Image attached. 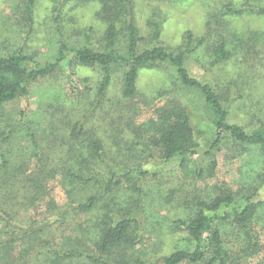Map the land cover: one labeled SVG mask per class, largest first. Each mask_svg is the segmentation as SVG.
Wrapping results in <instances>:
<instances>
[{
	"label": "rangeland",
	"instance_id": "rangeland-1",
	"mask_svg": "<svg viewBox=\"0 0 264 264\" xmlns=\"http://www.w3.org/2000/svg\"><path fill=\"white\" fill-rule=\"evenodd\" d=\"M34 1L31 30L24 20L28 0H0V55L21 50L44 65L55 62L63 41L76 47L104 46L108 24L97 15L102 7L97 1ZM131 2L142 49L155 44L149 21L162 22L157 44L170 51L185 44L188 32L194 45L203 39L186 61L191 76L221 95L230 123L248 132L264 124V14L259 12L264 10V0ZM126 41L121 33V49ZM221 43H225L230 59L213 64ZM122 77L123 70L117 67L106 96L98 99L100 71L76 64L68 56L58 70L32 85L28 97L0 109V137L6 135L0 140L2 259L10 257L15 264H47L52 251L93 249V239L100 237L107 217L117 218L125 202L137 198L135 187L142 190L141 209L134 214L141 225L140 238L126 252L127 260L140 257L151 264L176 250L192 248L187 232L174 223L193 218L199 199L211 200L229 189L252 197L254 202L264 201V186L258 178L264 172L259 149L227 139L219 151L204 155L214 134L211 120L201 96L182 88L172 68L164 65L141 70L138 95L132 100L123 97ZM179 103L188 108L196 139L205 150L189 158L185 166L180 158L165 161L158 154L142 155V148L130 143L133 134L129 125L145 126ZM77 122H83L86 134L73 137L71 128ZM90 133L103 141L99 159L86 138ZM30 135L35 136L37 148ZM3 157L7 162L4 167ZM213 161L216 167L211 170ZM198 170L203 171L202 177ZM68 172L91 182L77 183ZM111 178H115V186L107 195L105 185ZM94 196L106 197L93 210L81 211L79 206ZM232 215L221 232L233 253V264H259L264 260V208L250 222L260 244L256 253L244 251L247 235ZM95 251L94 247L92 254ZM73 264L86 263L74 260Z\"/></svg>",
	"mask_w": 264,
	"mask_h": 264
},
{
	"label": "trees",
	"instance_id": "trees-1",
	"mask_svg": "<svg viewBox=\"0 0 264 264\" xmlns=\"http://www.w3.org/2000/svg\"><path fill=\"white\" fill-rule=\"evenodd\" d=\"M91 1H97L102 6L97 15L108 24L104 46L100 49H94L89 45L76 47L63 41L55 54V62L44 65L24 54L21 50L8 55H0V109L20 98L28 97L32 85L58 70L68 56H71L76 64L100 71L101 80L97 88L98 99H103L106 96L113 72L117 67L123 70V97L132 100L138 95L137 82L140 71L165 65L173 69L182 88L195 91L201 96L214 129L213 138L209 141L207 150L201 148V144L196 139L189 110L185 105L179 103L164 110L162 114L160 113L158 120H150L145 126L129 125L133 134L130 142L133 147L142 148V155L147 154L152 157L154 154H158L165 161L180 158L182 166H185L189 158L200 155L204 150V155H211V153L219 151L222 142L228 139L240 146L259 149L264 163V124L248 132L242 126L230 123L229 111L221 95L212 86L203 84L192 77L186 67L188 56L203 44V39H197L194 45L193 35L188 32L185 44L176 51H170L157 44L161 36L162 22L149 21L148 25L152 29L150 36L155 44L142 49L143 38L140 37L139 28L134 22L131 0ZM34 3V0H28L24 15V20L30 25L29 29L31 30ZM233 11L237 13L235 10ZM259 12L264 14V10ZM121 33H124L127 39L123 49L119 46ZM230 56L225 43H221L215 52L213 64L225 62L230 59ZM22 118L23 121L26 120L27 111L22 113ZM82 123L77 122L71 128L73 137L86 134L82 130ZM30 136L33 145L37 148L35 136ZM2 137L5 138L6 135H2L0 140ZM86 138L91 150H93V155L99 159L104 149L103 141L94 133H90ZM2 160L4 167L7 162L5 157ZM215 167L216 162L213 161L211 170H214ZM68 173L69 177L77 183L87 184L91 182L89 178L73 172ZM197 175L202 177L203 171L198 170ZM259 176L258 178H261L262 181L260 186H264V172ZM114 179H109L105 185L107 195L113 193ZM255 188L254 195L258 186ZM135 190L137 198L129 200L130 204L125 202L126 204L119 210L120 215H117V218L109 216L103 222L99 231L100 237L97 240L93 239L95 253L92 254L94 247L84 251L78 247H70L68 250L52 251L51 257L47 258L46 263L73 264L74 260H83L86 264H151L140 257L127 260L126 252L129 247H134L140 238L141 225L134 214L141 209L142 190L137 187ZM106 196L91 197L86 203L81 204L79 209L89 212L96 207L99 200ZM251 198L250 196L246 197L243 193L235 194L229 189L222 190L211 200L198 198L197 213L194 217L187 221L179 220L174 223L175 227L187 232L193 243L192 248L190 250H176L155 264H233V253L226 245L221 232V227L230 219L232 213L237 227L241 229L242 233H245V236L247 235L248 247L244 248V251L256 253L260 249V244L257 233L250 227V222L259 209L264 208V201L254 202ZM129 206L135 209L132 211ZM229 209L232 210V213L228 212ZM7 243L11 244L9 241ZM5 252L7 253V251ZM0 264H15V262H10V257L6 256L2 259L0 254ZM259 264H264V260Z\"/></svg>",
	"mask_w": 264,
	"mask_h": 264
}]
</instances>
